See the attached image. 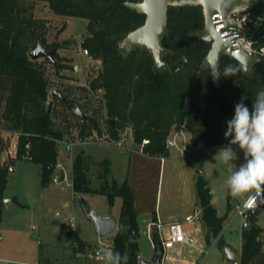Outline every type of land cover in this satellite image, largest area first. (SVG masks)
<instances>
[{
	"label": "trees",
	"instance_id": "1",
	"mask_svg": "<svg viewBox=\"0 0 264 264\" xmlns=\"http://www.w3.org/2000/svg\"><path fill=\"white\" fill-rule=\"evenodd\" d=\"M26 1L46 2L57 15L88 22L90 36L82 46L91 57L101 61L100 73L92 89H99L103 93L112 136L116 139L119 131L130 128L136 145L141 146L146 139L150 141L143 148V153L149 157L169 156L167 138L180 125L190 132L194 145L202 142L206 149L222 145L226 122L233 118L235 105L241 96H247L244 103L251 111L256 92L264 89V62L254 64L248 72L241 69L233 77H221L219 86L214 84L211 69H203L211 43L194 36L205 28L204 11L200 5L168 9L162 41V47L167 50L164 56L167 67L155 71L151 52L137 48L127 57L119 53L126 37L146 21L145 15L128 8L126 4L143 0H0L2 116L6 123L20 132L18 159L22 160L24 155H28L30 161L42 164L43 187L50 183L56 167L57 144L62 136L51 130L50 117L43 122V107L48 101L49 91L43 72L34 65L27 51L26 43L35 34L30 27L36 22L23 16ZM251 9L264 12V0H255ZM227 65L241 67L236 60L224 56L221 58L220 72ZM62 102L70 104L67 100ZM100 165L104 171L99 178L104 180V185L98 189L92 188L88 163L83 155H77L72 164L73 191L79 195L105 196L110 209L114 207L116 199L122 200L119 228L112 251L126 252L127 264H140V229L133 191L128 182L119 184L114 179L109 182V163L105 161ZM50 166H53L52 170ZM9 175L10 166L0 168V225ZM196 189L208 234L220 237L218 244L225 246L221 232L232 210L229 199L226 213L219 217L212 203L209 182L202 174L197 178ZM260 208H264V198ZM258 215L259 211L252 216L249 228L242 230L239 264H255L264 255L260 239L263 230L257 223ZM65 235L66 240L74 242L80 251L86 250L87 244L76 232H65ZM134 237L137 239L134 240ZM152 238L155 251L163 254L158 234L153 232Z\"/></svg>",
	"mask_w": 264,
	"mask_h": 264
},
{
	"label": "rangeland",
	"instance_id": "2",
	"mask_svg": "<svg viewBox=\"0 0 264 264\" xmlns=\"http://www.w3.org/2000/svg\"><path fill=\"white\" fill-rule=\"evenodd\" d=\"M24 8L26 13L23 16L36 22L30 27L35 34L29 37L26 43L27 51L34 50L38 42L48 51H57L54 62L41 58L34 61V65L43 72L47 82V102L52 103L49 115L51 130L60 134L62 139L57 144L58 158L50 183L43 187L42 164L30 161L28 155H24L22 160L18 159L20 132L4 121V108L0 107V168L10 166L2 209L0 264H84L89 260L82 257L81 260L77 259L76 256L80 252L78 246L65 238V225L69 219L74 220L75 232L85 241L87 248L102 254L107 246H113L116 233L103 239L99 238L87 210L90 209L99 216L112 211L105 196L75 194L72 188V164L77 155H83L88 163L91 187L98 189L104 185V180L99 178L104 169L93 161L101 162L112 158V174L119 178L120 182H124L126 171L118 158L122 149L104 143L106 137L113 136L103 93L99 89H92V84L96 83L100 73L101 61L90 54L85 56L82 46L84 40L90 36L88 22L80 18L57 15L46 2L26 1ZM54 91L60 92L70 104L66 105L54 97ZM77 106H81L82 112L92 121H84L74 116L73 111ZM45 107L46 104L43 107L44 112ZM176 127L178 129V126ZM125 133L127 146L141 149L135 144L130 128L119 131L115 140L125 138ZM171 135L167 140L171 139ZM186 135L191 137L188 130ZM67 145H73L71 153L66 151ZM221 148L225 147L208 148L192 153L186 158H181L179 153L172 149L171 156L165 158V172L161 176L160 160H156L148 168L146 175L136 180L140 187L137 189L142 227V236L138 239L140 259L152 261L157 253L147 233L148 222L155 219L157 200L163 222L171 217L179 218L188 212H197H194L198 196L193 178H198V171L203 170L202 175L209 182L211 192L214 191L215 207L220 212H225L229 197L226 187L228 171L220 158L215 157ZM232 148L238 156L233 163L239 167L243 163L244 152L239 147ZM58 165H61V168H58ZM112 174H109L108 178ZM64 175L65 179L62 180ZM55 177H58V183L53 182ZM108 181L111 182L110 179ZM228 199L232 202L230 197ZM16 200L25 207H21ZM121 208L122 200L119 198L112 213L114 217L119 218L118 223ZM200 220L201 217L188 225L201 227L196 237L203 245L204 252H194L193 249L190 254L189 248L186 247L184 256L194 261V264H234L227 257L225 246L218 244L220 237L215 238L208 234ZM257 223L263 230L260 239L264 246V211L259 212ZM221 235L223 243L228 242L231 249L238 252L243 244L241 219L234 217L232 213L224 223ZM236 257L239 264L241 256ZM163 264L171 263L164 261ZM255 264H264V255Z\"/></svg>",
	"mask_w": 264,
	"mask_h": 264
},
{
	"label": "water",
	"instance_id": "3",
	"mask_svg": "<svg viewBox=\"0 0 264 264\" xmlns=\"http://www.w3.org/2000/svg\"><path fill=\"white\" fill-rule=\"evenodd\" d=\"M253 2H255V0H143L140 3H127L126 6L128 8L134 9L138 13L145 15L146 21L142 27L131 32L126 37L119 48V53L122 56L127 57L137 48L143 51H149L152 53L155 60V71H162L167 67L164 62V56L167 54V50L162 47V41L165 36L168 9L170 7H181L186 5H200L203 7L204 11L205 28L202 31L196 32L194 36L211 43V49L204 61L203 69L210 68L212 72L214 70L220 71L222 57L228 56L239 62L237 57L240 56L243 57L246 62V69H244V71L248 72L254 64L260 63L261 61L256 58H250L244 53L235 55L230 42L223 40L220 34L215 31L212 18L216 14L226 16L235 12H241ZM56 54V50L48 51L40 42H38L37 47L30 51L29 56L32 61L46 58L51 62H54ZM213 82L216 86H219L220 78H213ZM53 96L60 101H66V98L58 91H54ZM51 110L52 103L47 102L43 122L49 117ZM73 115L82 118L83 120L88 118L82 112L81 106L75 108ZM52 169L53 166H50V170ZM198 173L201 174L202 171H198ZM87 213L95 224L99 238L103 239L117 233L119 223L113 216L112 212H109L106 217L96 215L90 209L87 210ZM136 239L137 238L134 237V240ZM226 254L234 264H237V257L230 249L226 248ZM161 261L162 254L158 251L152 261L140 259L139 263L161 264Z\"/></svg>",
	"mask_w": 264,
	"mask_h": 264
},
{
	"label": "built area",
	"instance_id": "4",
	"mask_svg": "<svg viewBox=\"0 0 264 264\" xmlns=\"http://www.w3.org/2000/svg\"><path fill=\"white\" fill-rule=\"evenodd\" d=\"M215 31L220 34L221 38L230 42L235 55L244 53L250 58H256L264 62V12H254L251 5L241 12H235L230 15L216 14L212 18ZM84 55L89 56V52L85 49ZM131 130V129H130ZM186 127L184 125L178 126L177 132H172L171 139L166 141V148L168 150H176L179 156L186 158L192 153L203 151L206 149L204 143L199 142L193 145L191 137L186 135ZM125 138L115 140L114 138H105L104 143L107 145H114L119 149L127 148L126 133L123 134ZM229 138H225L224 143L220 146L227 147ZM149 140H144L141 144V150L144 146L149 144ZM29 149V146H27ZM66 151L71 153L73 145H67ZM61 165H58V168ZM65 179V175L63 177ZM53 182L58 183V177L53 179ZM264 198V190L257 192L251 190L249 194L239 202L234 211L233 216L241 219V228L248 229L251 218L257 211L261 212L260 208ZM194 217H188L185 222L175 221L167 226V235L161 237V245L163 248L162 264L167 261L171 264L184 263V258L181 253H176L181 247H189L190 249H199L198 239L193 235L192 229L185 227V223L193 222ZM65 232H75V223L73 219H69L65 225ZM204 252V249H199ZM176 253V254H175ZM78 256L86 260H101L103 254L97 250H90L86 248L80 251Z\"/></svg>",
	"mask_w": 264,
	"mask_h": 264
},
{
	"label": "clouds",
	"instance_id": "5",
	"mask_svg": "<svg viewBox=\"0 0 264 264\" xmlns=\"http://www.w3.org/2000/svg\"><path fill=\"white\" fill-rule=\"evenodd\" d=\"M240 68L232 65L224 67L223 71L214 70V79L233 77L241 69H246L243 57L238 56ZM246 95H242L235 105L233 118L227 121L225 138L232 137L230 145H238L244 152L245 163L237 167L233 161L238 159L232 147L219 149L215 157H219L228 171L226 187L233 197L250 190H264V89L256 92L252 100V110L245 105ZM105 264H127L128 255L118 251H103Z\"/></svg>",
	"mask_w": 264,
	"mask_h": 264
},
{
	"label": "crops",
	"instance_id": "6",
	"mask_svg": "<svg viewBox=\"0 0 264 264\" xmlns=\"http://www.w3.org/2000/svg\"><path fill=\"white\" fill-rule=\"evenodd\" d=\"M177 131H178L177 127L174 128L173 132H177ZM231 139H232V137H230L229 141ZM235 146L236 147H239L238 145H230V143L228 142V146L227 147H235ZM218 147H220V146H217V147H214V148H218ZM168 151H169V156H167L165 158H169L171 156V152H170L171 150H168ZM84 152H85V150H84ZM85 154H87V153H85ZM85 154H84V156H85ZM118 156H119L118 158L122 162V166H124L125 171H126V179L123 180V181L124 182H128V184L130 185V187H131V189L133 191V194H134V199H135L134 208H135V212L137 214V222H138L139 229H140V234H139V238H140L142 236V227H141V223H140V211H139V208H140L139 207V201L140 200H139V198L137 196L138 195L137 194V189H140V187H139V184L137 183L136 180L139 179V178L142 179L146 175L148 168H150L151 164L154 161H156V160H160V176H161L163 174V172H165L166 159L165 158H161V157H149L148 155L144 154L141 149H139V148L137 149V147H133L132 145L131 146H127V148L122 149L121 154H118ZM105 161H107L109 163V171H110L109 174H112V171L114 169V159L110 158V159H105V160H103L101 162H99V161L98 162L93 161V162L94 163H97V164H101V163H103ZM242 162L245 163V156H244V154H243V161ZM119 165H121V163H119ZM203 173L204 172L202 170V173L201 174H203ZM203 177H204V175H203ZM109 179L111 181L114 179L119 184L124 183V182H120L119 178H117L114 174H112V176L109 177L108 180ZM193 179H194V183H195V187H196L197 178L194 177ZM250 191L245 192V193H242V194H240V195H238L236 197H233L230 194V192L228 193V196L232 200V202H229V204H230V206L232 208V210L230 212V216L233 213L236 205L239 202H241L249 194ZM211 193L213 194L212 203H213V205L215 207L214 191H212ZM10 201H6V203L7 202H10ZM118 202H119V198L116 199L115 205L111 209L112 213H113V209L118 205ZM23 206H25V205H23ZM227 206H228V197H227V204H226V207H225L226 210H227ZM155 210H156L155 211V219L152 222H148V224H147L148 237H149V239L152 242H153L152 232L157 233L158 236H159V238L161 239V237H165L167 235V229H168L167 226H168V224H170L172 222H175V221L185 222L188 217H194V220L197 219V218H199V217H201V220L200 221H201V223H203V220H202V209L199 206L198 200H196L195 207H194V212H196V210H197L196 213L191 214V213L188 212L184 217H182V216L179 217V218L171 217L166 222H163V216H162V214L160 212L161 209L159 207V201L158 200L156 202V209ZM216 210H217V213H218V216L219 217H222L226 213V210H225V212H220L217 208H216ZM262 211H264V208H263ZM107 215L108 214H105V215H102V216L103 217H106ZM116 219H119V218L117 217ZM194 220H193V222H194ZM193 222H191V223H193ZM1 225H2V221H1ZM1 225H0V229H1ZM185 227L188 228V229H192V231H193L192 233H193V235L195 237H196V233L200 232V230H201V227L200 228H194L193 226L188 225V223H185ZM79 238L83 242H85L81 237H79ZM198 244H199V249H203V245H201L199 243V240H198ZM185 248L186 247H181L180 249H178L176 251V253H181L182 254V257H185L184 254H183ZM187 248H189V247H187ZM225 248L230 249L235 255L241 256L242 246H241L240 250H238V252H235L233 249H231L230 244L228 242H226L225 243ZM199 249H194V252H196V251L200 252ZM104 250H112V245H111V247H108L107 246V248L103 249V251ZM189 252H190V254H192L193 253V249H190L189 248ZM140 254H141V252H140ZM76 258L81 260V257L78 256V254H77ZM148 261H150V260H148ZM184 263L185 264H194V261H190L189 259H187L185 257L184 258ZM84 264H105V259L103 257L101 260H89V261H86V263H84Z\"/></svg>",
	"mask_w": 264,
	"mask_h": 264
},
{
	"label": "flooded vegetation",
	"instance_id": "7",
	"mask_svg": "<svg viewBox=\"0 0 264 264\" xmlns=\"http://www.w3.org/2000/svg\"><path fill=\"white\" fill-rule=\"evenodd\" d=\"M57 55V54H56Z\"/></svg>",
	"mask_w": 264,
	"mask_h": 264
}]
</instances>
